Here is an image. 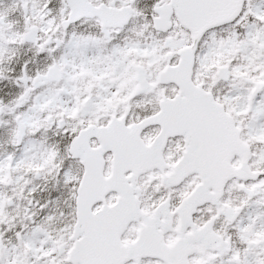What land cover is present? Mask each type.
<instances>
[{"label": "snow or ice", "instance_id": "1", "mask_svg": "<svg viewBox=\"0 0 264 264\" xmlns=\"http://www.w3.org/2000/svg\"><path fill=\"white\" fill-rule=\"evenodd\" d=\"M0 264H264V0H0Z\"/></svg>", "mask_w": 264, "mask_h": 264}]
</instances>
